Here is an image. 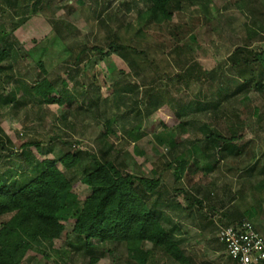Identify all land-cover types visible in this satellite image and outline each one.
<instances>
[{
    "label": "trees",
    "instance_id": "obj_1",
    "mask_svg": "<svg viewBox=\"0 0 264 264\" xmlns=\"http://www.w3.org/2000/svg\"><path fill=\"white\" fill-rule=\"evenodd\" d=\"M212 1L140 0L143 6L134 21L120 28L119 32H114L113 39L106 47L88 46L89 43L80 37H74L73 43L71 40L64 43L76 66L82 64L87 52L90 57L86 62H90L92 57L99 56L101 60H106L116 55L129 64L136 77L141 73L149 76V93L154 92V98L150 101L152 111L147 117L153 111H159L172 121L170 124L164 120L160 123L156 132V146L173 152L178 148V134L191 130V146L165 165V172H171L177 184L187 180L200 166L213 172L224 161L244 155L245 148L236 146L241 128L232 127L235 121L241 123L242 119L235 112L226 118V109L221 107L225 100L235 98L243 91L264 100V62L260 55L251 52L249 46L257 32L248 31L246 45L238 47L228 58V66L238 79L232 82L229 89L233 91L230 94V90H226L222 84H214L213 73L197 61V51L202 42L216 30L210 8ZM79 2L83 4L81 0ZM6 5L14 11L18 2L6 1ZM188 11L189 15H186ZM78 42L82 44L78 45ZM153 48L163 50L159 56L165 55L162 57L164 69L174 64L176 73L162 70L156 60L151 59L149 51ZM9 59V50L0 46V74L5 71L4 65ZM35 66L40 74L39 80H33L30 86L19 81L25 96L57 106L63 119H67L68 110L77 99L69 93V83L62 80L60 91L57 83L49 77L50 72L44 62L39 60ZM9 70L12 71L11 66ZM81 72L83 76H88L86 64ZM205 84L216 87L220 95L218 100H201ZM131 85L133 87L127 85L119 91L115 90L114 96L124 100L127 94L137 90V85ZM16 89L20 91V88ZM191 90L197 92L194 98L188 95ZM82 91L78 98L84 101L95 99L96 96L92 97L91 93L86 95ZM11 95L12 99L7 104L15 100L17 93ZM99 99L100 94L94 102L97 103ZM102 101L106 102V99ZM209 111L213 121H225L231 125L227 126V135L210 132L209 126L196 123L198 114ZM258 111L255 110V115H258ZM113 120H106L103 124V137L114 134ZM127 133L135 143L134 153L143 157L145 152L140 151L136 144L142 138L140 129L134 127ZM4 135L0 126V141ZM6 143L11 144L13 150H8L0 142L3 146L1 151L9 152L7 156H0L3 169L0 173V264H23L31 252L41 254L45 259L50 258L48 250L56 251V243L64 246L62 251L67 254L62 258L64 263L80 256L86 264H98L106 255H112L121 247L126 253L122 258L128 264H149L158 254L172 264H189V257L183 251V240H178L174 230L167 229L161 218V203L166 206L163 201L168 194L163 190L164 175L157 174L155 170H152L151 176L133 174L118 158L109 159L107 153L102 151L99 155L68 151L56 159L36 162L30 158L28 150L36 147L41 151L39 143L18 141L12 144L9 139ZM85 156L89 161L86 167ZM258 161L248 168L250 173L257 170ZM70 171L81 172L80 180L73 182L69 179L66 172ZM262 171L264 175V169ZM79 185L90 191L84 200L75 192ZM252 189L256 205L247 210L245 218L253 224L255 214L261 207L259 200L264 202V179L250 191ZM198 204L202 206V202ZM68 223L73 226L71 231L66 228ZM102 249L105 250L104 254H100Z\"/></svg>",
    "mask_w": 264,
    "mask_h": 264
},
{
    "label": "rangeland",
    "instance_id": "obj_2",
    "mask_svg": "<svg viewBox=\"0 0 264 264\" xmlns=\"http://www.w3.org/2000/svg\"><path fill=\"white\" fill-rule=\"evenodd\" d=\"M6 1L13 0H0V46L6 47L10 55L4 65L5 71L0 74V126L5 134L1 144L8 150H13L11 144L6 143L7 139L12 144L18 141L39 143L41 151L36 147L28 150L30 158L36 162L56 159L68 151L86 152L90 155H99L102 151L107 153L109 159L118 158L126 165L127 171L133 174L151 176L152 170H155L157 174L164 175L163 190L168 192L166 200L163 201L166 206L161 203V218L165 227L174 230L175 237L183 240V247L188 251L203 252L205 257L202 258L210 262L212 259L208 254L214 251L219 254V264L231 262L225 252L229 261L226 259L224 246L218 241L217 235L219 227L230 220L224 216L234 214L236 206L249 209L256 205V198L252 194L254 191H250V188L264 178L262 97L243 91L235 98L229 97L221 105L222 109H226V118L231 112H235L242 119V124L235 121L232 127L241 128L236 146L245 148L244 155L224 161L213 172L200 166L187 180L177 184L171 172H165V165L191 146V130L189 133H177L178 148L173 152L169 153L168 149L156 146V132L160 123L164 120L170 124L172 121L159 111H153L147 117L152 111L149 107L150 101L154 98V92L149 93V76L141 73L136 77L129 64L116 55L106 60H101L99 56L92 57L90 62H86L90 57L87 52L82 64L76 66L65 49L64 43L69 40L73 43L74 37L85 39L88 46L106 47L113 39L114 32H119L120 28L123 29L134 21L138 10L143 6L140 0H81L83 4H80V0H17L18 7L14 11L8 8ZM210 6L216 30L202 42L197 51V61L204 69L213 73L214 84H222L227 90L233 81L238 80L228 66V58L238 47L246 45L248 31L257 32L249 46L251 52L260 55L264 62V0H213ZM189 12L185 14L189 15ZM22 22L25 23L21 25ZM18 26L21 27L18 29ZM162 51L158 48L150 49L149 56L156 60L162 70L176 73L177 67L174 64L164 69L162 57L165 55L159 56ZM155 52L157 53L154 54ZM39 60L44 62L50 72L49 77L57 83L60 91L61 81L66 80L69 83V93L77 98L76 103L68 110L67 119H63L61 109L57 106L46 105L25 96L19 85L20 80L25 86H30L33 80L38 79L40 74L35 64ZM84 64L88 76L82 75L81 68ZM10 66L12 71L9 70ZM94 80L96 81L93 82ZM131 84L137 85L133 94H127L124 100L114 96L115 90L119 91L124 86H132ZM208 85L202 87L201 100H218L220 95L216 87ZM16 88H20V91L17 92ZM229 90L230 94L233 89ZM80 91L86 95L91 93L92 97L96 96L95 99L100 94L101 99L97 103L94 98L93 101H84L81 97L78 98L82 94ZM13 92L17 96L7 104L12 99ZM196 93L191 90L188 95L194 98ZM256 109L259 110L258 115H255ZM210 112L198 114L196 123L209 126L210 132L227 135V126L230 124L213 121ZM111 119H114V134L105 138L102 135L103 124ZM218 124L221 126L218 127ZM134 127H138L142 134L141 140L136 144L140 151L145 152L143 157L134 153L135 143L128 137L127 131ZM1 144L0 156H7L9 152H2ZM257 160V170L250 173L248 168ZM84 161L86 167L89 163L87 156ZM0 170L1 173V163ZM61 170L64 171L62 168ZM66 174L76 182L80 180L82 173L70 171ZM75 192L81 200L90 195V191L82 185ZM243 192L246 194H242ZM198 202H202V206ZM179 204L181 205L178 206ZM66 228L71 231L73 226L68 223ZM61 245H54L56 251L48 250L50 258L46 259L41 254L31 252L23 264L87 263L80 256L64 263L62 258L66 253L62 251L64 246ZM104 253L105 250L100 251V254ZM123 256L126 253L120 247L112 255H106L98 264H128ZM160 260L165 262L164 257Z\"/></svg>",
    "mask_w": 264,
    "mask_h": 264
},
{
    "label": "built area",
    "instance_id": "obj_3",
    "mask_svg": "<svg viewBox=\"0 0 264 264\" xmlns=\"http://www.w3.org/2000/svg\"><path fill=\"white\" fill-rule=\"evenodd\" d=\"M217 239L232 263H264V237L248 220L219 227Z\"/></svg>",
    "mask_w": 264,
    "mask_h": 264
},
{
    "label": "crops",
    "instance_id": "obj_4",
    "mask_svg": "<svg viewBox=\"0 0 264 264\" xmlns=\"http://www.w3.org/2000/svg\"><path fill=\"white\" fill-rule=\"evenodd\" d=\"M248 177H251V176H248ZM261 181H262V179H259L257 181V183H255L253 186L260 183ZM242 194H246V193L243 192ZM259 204L261 205L262 209L261 208L258 209V207H257L259 212H258V214H255L256 216L254 217L252 222H253V225L256 228V230L264 237V224H262L264 222V202H261L259 200ZM247 210H249V209L248 208H242L240 206H238V207L236 206V209L233 211L234 214H230V215L226 214V216H224V217H226L227 219H230V220H228L229 222H236V221L239 222L240 221L239 219L246 220L245 214H246ZM183 251L185 253V256L189 257V264H219L218 262H220V259L217 258V256L219 254L217 252H214V251H210L209 252L210 254H208V257H210L212 259V262H210L206 258H202V257H205L203 252L200 253L197 250H195V251L189 250L188 251V249L184 248V247H183ZM225 252L226 251L224 250V254H225ZM161 257L162 256H160V254H158V256L154 257L153 260H151V262L149 264H166L165 263V262H167L166 259L164 258L165 262H163L160 260ZM225 257L228 260L226 254H225ZM156 259H157V261H156ZM228 264H233V263L229 261Z\"/></svg>",
    "mask_w": 264,
    "mask_h": 264
}]
</instances>
